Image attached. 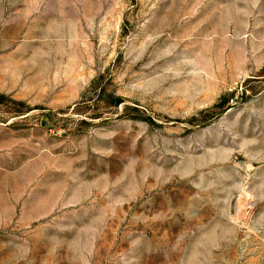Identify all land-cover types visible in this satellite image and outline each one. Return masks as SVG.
Listing matches in <instances>:
<instances>
[{"label":"rangeland","instance_id":"obj_1","mask_svg":"<svg viewBox=\"0 0 264 264\" xmlns=\"http://www.w3.org/2000/svg\"><path fill=\"white\" fill-rule=\"evenodd\" d=\"M0 264H264V0H0Z\"/></svg>","mask_w":264,"mask_h":264}]
</instances>
